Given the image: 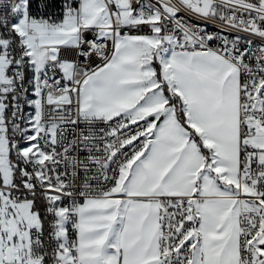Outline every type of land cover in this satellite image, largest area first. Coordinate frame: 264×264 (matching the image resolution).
Instances as JSON below:
<instances>
[{"label": "snow or ice", "instance_id": "1", "mask_svg": "<svg viewBox=\"0 0 264 264\" xmlns=\"http://www.w3.org/2000/svg\"><path fill=\"white\" fill-rule=\"evenodd\" d=\"M0 264H264V0H0Z\"/></svg>", "mask_w": 264, "mask_h": 264}, {"label": "built area", "instance_id": "2", "mask_svg": "<svg viewBox=\"0 0 264 264\" xmlns=\"http://www.w3.org/2000/svg\"><path fill=\"white\" fill-rule=\"evenodd\" d=\"M209 30H211V28H209Z\"/></svg>", "mask_w": 264, "mask_h": 264}, {"label": "bare ground", "instance_id": "3", "mask_svg": "<svg viewBox=\"0 0 264 264\" xmlns=\"http://www.w3.org/2000/svg\"><path fill=\"white\" fill-rule=\"evenodd\" d=\"M30 110V109H29Z\"/></svg>", "mask_w": 264, "mask_h": 264}]
</instances>
